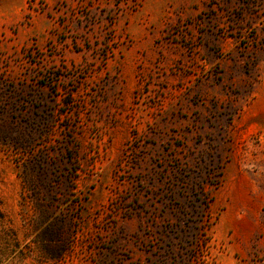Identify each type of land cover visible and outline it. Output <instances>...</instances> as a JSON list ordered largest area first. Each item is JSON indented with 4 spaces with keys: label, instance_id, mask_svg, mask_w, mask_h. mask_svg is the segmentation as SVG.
I'll return each mask as SVG.
<instances>
[{
    "label": "rangeland",
    "instance_id": "374dc122",
    "mask_svg": "<svg viewBox=\"0 0 264 264\" xmlns=\"http://www.w3.org/2000/svg\"><path fill=\"white\" fill-rule=\"evenodd\" d=\"M0 264H264V0H0Z\"/></svg>",
    "mask_w": 264,
    "mask_h": 264
}]
</instances>
